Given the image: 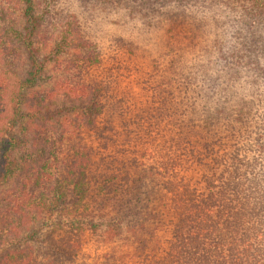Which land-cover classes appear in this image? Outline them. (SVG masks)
<instances>
[{"label":"trees","instance_id":"obj_1","mask_svg":"<svg viewBox=\"0 0 264 264\" xmlns=\"http://www.w3.org/2000/svg\"><path fill=\"white\" fill-rule=\"evenodd\" d=\"M0 264H264V0H0Z\"/></svg>","mask_w":264,"mask_h":264},{"label":"rangeland","instance_id":"obj_2","mask_svg":"<svg viewBox=\"0 0 264 264\" xmlns=\"http://www.w3.org/2000/svg\"><path fill=\"white\" fill-rule=\"evenodd\" d=\"M88 20L90 21L91 19H88ZM84 29H85V32H87L91 38L97 39L100 41L101 44L105 45L104 48L106 49L111 48V43H112L111 35L113 33V29H118L121 31L120 28H116L112 25H108L107 22H103V23L99 22V25L88 27V28L84 26ZM133 35L135 36L138 35V31L133 33ZM151 40L154 41L153 46H156V47H158L159 45L158 42H160L161 44L163 42L161 34H156L155 37H151Z\"/></svg>","mask_w":264,"mask_h":264}]
</instances>
